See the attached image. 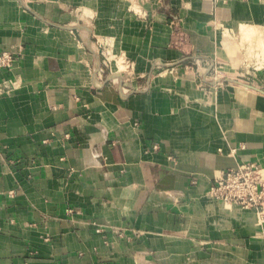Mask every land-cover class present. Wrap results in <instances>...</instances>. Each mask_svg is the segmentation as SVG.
<instances>
[{
    "label": "crops",
    "instance_id": "0c3cea01",
    "mask_svg": "<svg viewBox=\"0 0 264 264\" xmlns=\"http://www.w3.org/2000/svg\"><path fill=\"white\" fill-rule=\"evenodd\" d=\"M4 52L0 264H264L209 194L264 168V0H0Z\"/></svg>",
    "mask_w": 264,
    "mask_h": 264
},
{
    "label": "built area",
    "instance_id": "2783aa9c",
    "mask_svg": "<svg viewBox=\"0 0 264 264\" xmlns=\"http://www.w3.org/2000/svg\"><path fill=\"white\" fill-rule=\"evenodd\" d=\"M12 60L6 52L0 54V68L10 67ZM209 194L217 202L255 211L264 222V168L259 164H242L223 172Z\"/></svg>",
    "mask_w": 264,
    "mask_h": 264
}]
</instances>
